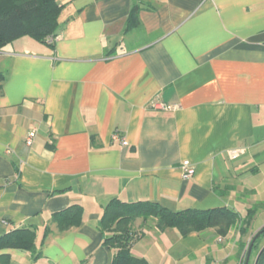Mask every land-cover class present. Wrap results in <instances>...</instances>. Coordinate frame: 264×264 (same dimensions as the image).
Returning <instances> with one entry per match:
<instances>
[{
  "label": "crops",
  "instance_id": "1",
  "mask_svg": "<svg viewBox=\"0 0 264 264\" xmlns=\"http://www.w3.org/2000/svg\"><path fill=\"white\" fill-rule=\"evenodd\" d=\"M59 3L54 43L24 36L0 50V235L37 233L35 252L0 254L12 264H111L98 225L117 197L242 218L256 207L246 235L240 223L186 236L153 219L133 224V254L150 264H242L264 226V0ZM73 204L83 221L60 231L53 214ZM263 246L264 237L248 264Z\"/></svg>",
  "mask_w": 264,
  "mask_h": 264
},
{
  "label": "trees",
  "instance_id": "2",
  "mask_svg": "<svg viewBox=\"0 0 264 264\" xmlns=\"http://www.w3.org/2000/svg\"><path fill=\"white\" fill-rule=\"evenodd\" d=\"M62 10L63 6L59 0H0V50L24 36H30L39 42L47 43L48 36L56 35L59 29V17ZM138 11V5L133 7L127 28L138 23ZM111 53L109 52V54ZM4 78V74L0 72V90ZM219 193L224 195L222 192ZM257 211L256 207H252L242 218L239 212L228 207L208 210L195 208L172 210L158 202L149 200L127 202L114 197L104 207L98 226L104 235L103 244L113 251L111 264H150L147 259L135 256L132 251L134 243L140 236L133 229V224L138 218H142L144 221L153 219L159 230L175 228L184 236L210 228H214L220 235H226L231 228L240 223L241 233L246 235L250 231ZM83 217V206L73 204L54 213L52 221L57 224L60 231H66L80 226ZM49 231L50 227L47 226L44 239ZM263 237L264 226L252 234L247 251L252 243L253 248H259L258 241ZM36 242L35 229L18 228L0 235V250L18 248L35 252ZM0 264H12L10 255L0 254ZM258 264H264V251Z\"/></svg>",
  "mask_w": 264,
  "mask_h": 264
},
{
  "label": "built area",
  "instance_id": "3",
  "mask_svg": "<svg viewBox=\"0 0 264 264\" xmlns=\"http://www.w3.org/2000/svg\"><path fill=\"white\" fill-rule=\"evenodd\" d=\"M57 39H58V36L57 35H50L47 38V42L54 43L55 40H57ZM34 137H35V131L30 132L27 135V137H26V144L29 145V146L32 145L33 144ZM114 138L115 139H118L119 137H118V135L115 134L114 135ZM121 143L123 145H126L128 142H127V140L125 138H122L121 139ZM239 155H240V151L234 150V151L231 152V155L230 156L232 158H236ZM182 168H183V176L185 178H189V177H191L195 173V169H194V167L192 166V164H191V162L189 160H185L182 163ZM242 264H244V263L242 262Z\"/></svg>",
  "mask_w": 264,
  "mask_h": 264
},
{
  "label": "water",
  "instance_id": "4",
  "mask_svg": "<svg viewBox=\"0 0 264 264\" xmlns=\"http://www.w3.org/2000/svg\"><path fill=\"white\" fill-rule=\"evenodd\" d=\"M252 248H253V243L251 244V246L248 249V253H247V257H246V264L249 263V259H250V256H251ZM263 251H264V246L261 248V250H260V252H259L254 264H258V260H259V258H260V256H261Z\"/></svg>",
  "mask_w": 264,
  "mask_h": 264
},
{
  "label": "rangeland",
  "instance_id": "5",
  "mask_svg": "<svg viewBox=\"0 0 264 264\" xmlns=\"http://www.w3.org/2000/svg\"><path fill=\"white\" fill-rule=\"evenodd\" d=\"M262 220V216L261 217H259L258 218V220L255 222V224H254V228H256L257 226H258V222H260ZM249 242V241H248ZM259 242V241H258ZM257 242V243H258ZM247 251V250H246ZM254 253V252H253ZM246 257H247V253H246V255H245V257H244V259H242V262L244 263V261L246 260Z\"/></svg>",
  "mask_w": 264,
  "mask_h": 264
}]
</instances>
